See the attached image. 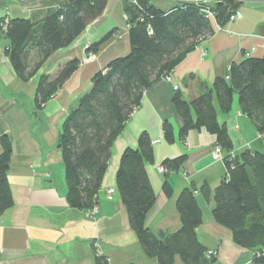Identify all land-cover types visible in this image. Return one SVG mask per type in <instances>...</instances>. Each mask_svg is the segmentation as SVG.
Instances as JSON below:
<instances>
[{"label":"crops","instance_id":"1","mask_svg":"<svg viewBox=\"0 0 264 264\" xmlns=\"http://www.w3.org/2000/svg\"><path fill=\"white\" fill-rule=\"evenodd\" d=\"M67 0H0V139L7 137L11 157L7 180L13 206L0 216V264H96V247L107 264H158L147 257L128 222L116 186V172L122 152L136 149L137 139L146 133L153 145V161L145 166L156 201L145 219L154 234L175 233L181 228L176 199L187 187L196 189L201 223L195 229L199 243L214 253L210 264H250L253 252L235 245L229 229L212 217V193L225 176L224 161L213 160L215 137L204 129H192L179 136L182 120L172 103L175 91L185 100L211 89L216 78L227 79L229 66L245 58L264 55V0H241L239 17L199 42L172 70L171 82L160 80L144 91L140 106L132 113L113 142L110 158L97 194L96 212L68 206L64 167L57 139L68 113L91 88L93 76L116 58L128 55L127 13L124 0H107L102 14L89 23L67 47L51 55L28 81H21L5 50L8 40L1 29L2 20L24 19L37 26ZM217 0H149L155 8L168 12L182 3L212 6ZM97 53L86 48L108 33ZM77 58L79 68L54 97L35 109L34 99L40 76H55L68 60ZM177 86V89L174 88ZM214 106L218 121L225 125L232 142L233 157L244 150L264 153V139L251 119L239 109L234 97L228 114ZM194 119V114H193ZM173 129V142L163 137V123ZM0 144V151H1ZM226 154L223 152V156ZM179 168L159 174L157 166L179 157ZM171 195L163 192V184ZM210 190L209 198L201 192ZM113 190L112 199L107 191ZM174 264H183L176 256Z\"/></svg>","mask_w":264,"mask_h":264},{"label":"trees","instance_id":"2","mask_svg":"<svg viewBox=\"0 0 264 264\" xmlns=\"http://www.w3.org/2000/svg\"><path fill=\"white\" fill-rule=\"evenodd\" d=\"M106 4L107 0H67L40 21L36 33L35 25L28 20H2L1 29L8 40L5 55L17 77L28 82L51 55L71 44L98 18ZM240 5L241 0H217L212 6L182 3L163 12L149 0H124L130 51L93 76L90 90L68 113L57 139L68 206L80 211L96 207L111 146L140 106L144 91L171 73L201 40L214 33V23L203 10L208 9L215 24L222 28ZM111 33L89 45L87 54L97 53ZM79 65V59L74 58L61 65L55 76H40L35 109H41ZM227 77L216 78L210 90L189 101L177 90L172 103L182 120L181 138L192 129H204L215 137V145L226 154L223 158L225 176L212 193L214 221L230 230L235 245L253 252L250 264H264V153L244 150L239 156L229 154L232 142L225 125L218 121L214 106L216 100L220 112L228 114L236 96L239 109L253 121L264 139V55L230 64ZM162 129L164 140L172 143V126L164 122ZM0 144L1 216L13 206V199L7 180L11 144L7 137H2ZM152 146L149 136L141 133L137 148H126L122 152L116 172V186L131 230L144 254L158 264H174L176 256L183 264L214 262V256L207 255L195 234L202 215L193 186L184 188L176 199L181 222L177 232L154 234L146 227V216L156 201L145 171V166L153 161ZM183 161L182 156L164 161L162 165L170 172ZM163 192L171 195L167 183L163 184ZM201 192L207 199L211 193L206 184ZM95 262L107 264L103 256H96Z\"/></svg>","mask_w":264,"mask_h":264},{"label":"built area","instance_id":"3","mask_svg":"<svg viewBox=\"0 0 264 264\" xmlns=\"http://www.w3.org/2000/svg\"><path fill=\"white\" fill-rule=\"evenodd\" d=\"M203 11L206 13V17H207L212 23H214L215 28H216L217 30H220L221 28H220L218 25L215 24L214 17H213V15H212V13H211L208 9H205V10H203ZM238 17H239V13L236 11L235 13H233V14L229 17V20H228V21H233V20H235V19L238 18ZM148 33L151 34V33H152V30L149 29ZM227 79H228V77H227ZM162 80H163V81H166V82H171V80H172V79H171V73H169L168 75H165V77H163ZM174 88L177 89V86L174 85ZM53 97H54V96H53ZM53 97H52V98H53ZM157 143H158V141H153V142H152V145H156ZM212 158H213V160H216V161L222 160V159L224 158L222 150H221L218 146H216V145L214 146L213 151H212ZM157 171H158L159 174H167V173H169V170H168L165 166H163V165H159V166H157ZM112 193H113V190H112V189H109V190L107 191V199H109V200L112 199ZM89 212H90L91 214L95 213V212H96V207H93ZM95 254H96V256H101L98 247H96V253H95ZM207 255H208V256H211V255L213 256L214 253L211 252V251H208V252H207Z\"/></svg>","mask_w":264,"mask_h":264}]
</instances>
